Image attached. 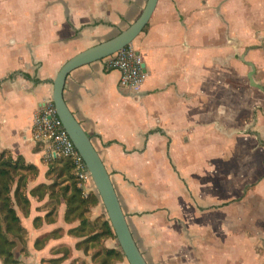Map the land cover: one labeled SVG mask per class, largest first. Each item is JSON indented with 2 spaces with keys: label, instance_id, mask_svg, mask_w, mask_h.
Segmentation results:
<instances>
[{
  "label": "crops",
  "instance_id": "crops-1",
  "mask_svg": "<svg viewBox=\"0 0 264 264\" xmlns=\"http://www.w3.org/2000/svg\"><path fill=\"white\" fill-rule=\"evenodd\" d=\"M145 2L0 0V149L37 166L29 190L52 182L32 123L58 69L126 28ZM131 45L146 73L139 93L122 88L104 58L72 70L63 96L139 249L149 264H264V0H158ZM50 192L28 193L27 214L17 211L26 230L20 261L98 264L85 252L86 232L69 231L79 221L67 222L63 198Z\"/></svg>",
  "mask_w": 264,
  "mask_h": 264
},
{
  "label": "trees",
  "instance_id": "trees-1",
  "mask_svg": "<svg viewBox=\"0 0 264 264\" xmlns=\"http://www.w3.org/2000/svg\"><path fill=\"white\" fill-rule=\"evenodd\" d=\"M47 163L46 175L52 178V182L49 185L40 184L26 192L28 182L38 174L37 166L26 162L21 155L13 156L10 152L0 149V259L2 263L24 264L14 256L12 251L14 243L7 235H13L12 225L20 220L16 206L26 215L29 206L28 193L33 194L41 187L50 188V195L56 194L57 197L63 198L65 203L64 219L67 222L79 221V224L69 231L88 232V228H93L82 240V243L85 244V252L93 249L91 251L92 260L98 264H112V260L124 258L119 245L117 248L103 246L105 239L116 240L108 218L98 215L90 220L86 216L91 207L100 203L95 189L91 188L87 193L84 192L81 182L73 173V165L70 160L50 156ZM55 187H58L56 193ZM57 203H59V198H57ZM97 221H100L98 226H96ZM1 223L4 224V227ZM57 231L58 229L50 234L54 235Z\"/></svg>",
  "mask_w": 264,
  "mask_h": 264
},
{
  "label": "water",
  "instance_id": "water-1",
  "mask_svg": "<svg viewBox=\"0 0 264 264\" xmlns=\"http://www.w3.org/2000/svg\"><path fill=\"white\" fill-rule=\"evenodd\" d=\"M157 1L146 0L139 16L126 28L68 58L60 66L55 77L52 79V93L50 97L55 106L57 116L85 162L91 178L90 185L95 189L100 198V202L115 233L118 245L128 264H149V262L144 257L134 238L110 174L92 139L68 107L63 96V89L66 78L72 70L82 65L102 60L131 43L148 23ZM142 66L145 71L144 64ZM250 67L249 78L252 85L261 88L253 81V64H250ZM53 156L55 155L53 154Z\"/></svg>",
  "mask_w": 264,
  "mask_h": 264
},
{
  "label": "built area",
  "instance_id": "built-area-1",
  "mask_svg": "<svg viewBox=\"0 0 264 264\" xmlns=\"http://www.w3.org/2000/svg\"><path fill=\"white\" fill-rule=\"evenodd\" d=\"M143 58L131 43L105 58V66L119 71V84L131 93H139L145 81ZM32 138L43 144L48 157L70 160L73 173L83 183L91 181L85 162L69 138L51 99L43 101L33 116Z\"/></svg>",
  "mask_w": 264,
  "mask_h": 264
},
{
  "label": "rangeland",
  "instance_id": "rangeland-1",
  "mask_svg": "<svg viewBox=\"0 0 264 264\" xmlns=\"http://www.w3.org/2000/svg\"><path fill=\"white\" fill-rule=\"evenodd\" d=\"M252 90V92L254 93H257V92H259V91H257V90H255V89H251ZM258 94V93H257ZM263 105H264V103H263ZM261 113H264V111H262ZM253 115V114H252ZM251 117H253V116H251ZM262 118V117H261ZM259 124V119H258V121H257V127H261V126H259L258 125ZM244 137H246V136H244ZM264 137V136H263ZM243 138V137H242ZM260 138H262V137H260ZM252 140H255L254 138H252ZM256 142H258V141H256ZM250 151H252V150H250ZM240 153V152H239ZM240 155V154H239ZM13 156H16V155H13ZM81 184H82V186H83V190H84V192L85 193H87L91 188H92V186L89 184V183H83V182H81ZM240 185V184H239ZM14 186H15V184L13 185V187H12V189L14 188ZM238 186V184L236 183V187ZM42 189H44L43 187H41V188H39V190L38 191H40V190H42ZM222 189V187H220V190ZM29 189H28V185H27V189H26V192L28 191ZM12 195V194H11ZM100 204H101V202L100 203H98L97 204V209H99L100 211H98L97 209V211H96V216H98V215H103L105 218H107V215H106V212H105V210H104V207L103 206H100ZM53 205V206H52ZM51 206V208H52V212L54 211V210H56L57 209V206H58V203H53ZM102 205V204H101ZM96 206V205H95ZM100 207V208H99ZM16 209H17V211H18V213H21L22 215H24L23 214V212H22V210L18 207V206H16ZM54 213V212H53ZM2 224V226L4 227V224L3 223H1ZM100 224V221H97L96 222V226H98ZM255 225V224H254ZM257 228V227H256ZM12 229H13V235L12 234H8L7 235V237L10 239V240H12L13 241V243H14V247L12 248V251H13V253H14V256L17 258V256H18V258H17V260H19L20 261V254L22 253V252H24L26 249H25V243H24V241H25V235H26V230H25V228L21 225V223H20V220H19V222H17V223H14L13 225H12ZM57 230V229H56ZM91 230H93V228L92 227H90V228H88V232L89 231H91ZM58 231H59V229H58ZM57 231V232H58ZM236 232H239L240 231V229L238 230V229H236L235 230ZM258 231V229H251V233H255L256 234V232ZM56 232V233H57ZM88 232H86V235H87V233ZM56 233H54V235L56 234ZM51 236H53V235H51L50 233H44V234H42L41 236H40V238H38L37 239V241L40 243V242H44V240H46V239H48V238H50ZM38 242H36L35 241V243L37 244ZM118 243V242H117ZM77 245H79V244H77ZM59 259L60 258H55V261L54 262H57V261H59ZM22 262V261H21Z\"/></svg>",
  "mask_w": 264,
  "mask_h": 264
}]
</instances>
